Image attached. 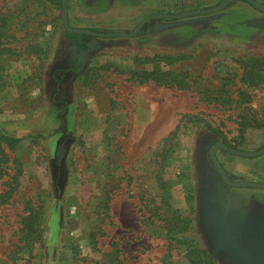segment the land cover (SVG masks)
Segmentation results:
<instances>
[{"label": "rangeland", "instance_id": "374dc122", "mask_svg": "<svg viewBox=\"0 0 264 264\" xmlns=\"http://www.w3.org/2000/svg\"><path fill=\"white\" fill-rule=\"evenodd\" d=\"M226 3L68 0L70 26L101 32L224 6L94 36L77 62L63 7L0 0V133L22 138L0 149L1 264H264V210L210 157L217 141L264 148V11ZM215 154L231 180L264 182V154Z\"/></svg>", "mask_w": 264, "mask_h": 264}, {"label": "water", "instance_id": "95a60500", "mask_svg": "<svg viewBox=\"0 0 264 264\" xmlns=\"http://www.w3.org/2000/svg\"><path fill=\"white\" fill-rule=\"evenodd\" d=\"M232 1H234V0H227L226 4H229ZM247 1L250 2L251 4H253L254 6H256L257 8L264 11V6L261 5L257 0H247ZM62 7H63V9H62L63 23L65 25L66 30L69 32L87 33V34H91L93 36H98V37H134L137 35L138 32H140L142 30V28L145 26V24H147L151 20H167V19L175 20V19H180V18L192 16V15H205V14H210L212 12H215L224 6L219 5V6L211 7L209 9H193V10H188L186 12H182V13H178V14H171V15L151 14V15L147 16L146 18H144L136 26V28L131 32H124V31L96 32V31H93L90 29L72 27V26H70V24L68 22V18H67L68 0H62ZM216 146L222 147L223 149H225L226 151H228L231 154L240 155V156H248V157H256V156H260V155L264 154V148L261 150L255 151V152L242 151V150H238V149L229 147L221 141H217V142H215V144L212 146V148L210 150V157L213 160L215 166L218 168V171L220 172L223 180L227 184H229L231 186H250V187H262V188H264V182H248V181L234 182V181L230 180L225 169H224V167L222 166L221 162L218 160V158L215 154ZM219 243H221L225 247L236 246L237 245V234L232 229H227L219 235Z\"/></svg>", "mask_w": 264, "mask_h": 264}, {"label": "trees", "instance_id": "16d2710c", "mask_svg": "<svg viewBox=\"0 0 264 264\" xmlns=\"http://www.w3.org/2000/svg\"><path fill=\"white\" fill-rule=\"evenodd\" d=\"M51 3H53L55 6H59L62 8V0H49ZM245 1V0H244ZM247 1V0H246ZM253 5V4H252ZM254 6V5H253ZM256 7V6H254ZM257 8V7H256ZM258 9V8H257ZM156 20H152L151 22L147 23L142 30H145L147 29L149 26H151ZM7 22L4 18V15L1 17V22H0V32L4 30V27L6 26ZM91 30L93 31H97V32H101L100 29H96V28H92ZM67 35L69 36V38H71L75 44H76V48H75V52H76V60L77 62L81 60L80 56L82 53L86 52V51H89L91 49V45H90V42H91V38L94 37L93 35L91 34H87V33H75V32H69L67 31ZM258 62L255 61V62H252V66L254 67V65H257ZM156 71L153 70V71H147V72H144V77L145 79H151V78H154V79H158L159 77L156 75ZM250 78H256L257 76L254 74V71H250L248 74H247ZM243 131V130H242ZM22 138H16V137H13V136H10V135H6V134H3V133H0V149L4 150L2 148V142H5L7 144H10V145H15L16 143H18L19 141H21ZM224 144H226L227 146L229 147H232V148H235L234 145H232L231 143H229L228 141L224 140L223 141ZM58 165V164H57ZM58 186V184H57ZM35 218V214L34 212H30V215L28 216V220L31 222L29 224L30 226V230L31 231H28V236L30 237L31 235H33L36 230L32 224L33 220ZM188 223L190 222H180L179 224H174L175 226H171L169 229H168V233L171 234L173 233L174 231H183L184 229H186L188 227ZM189 252V251H188ZM199 252L201 254H204V253H207L205 250H199ZM195 251H191V254H194ZM196 258L198 260H196ZM200 257L199 256H195L194 257H191L190 260H191V263L192 264H199L198 261H200ZM1 264V263H0Z\"/></svg>", "mask_w": 264, "mask_h": 264}, {"label": "crops", "instance_id": "0c3cea01", "mask_svg": "<svg viewBox=\"0 0 264 264\" xmlns=\"http://www.w3.org/2000/svg\"><path fill=\"white\" fill-rule=\"evenodd\" d=\"M255 170L259 172L261 176L264 177V156H262L254 165ZM247 191L245 194H249L251 198L253 197L254 203H257L258 207L264 210V188L262 187H243ZM251 200V201H252ZM250 201V200H249Z\"/></svg>", "mask_w": 264, "mask_h": 264}, {"label": "flooded vegetation", "instance_id": "af4514ba", "mask_svg": "<svg viewBox=\"0 0 264 264\" xmlns=\"http://www.w3.org/2000/svg\"><path fill=\"white\" fill-rule=\"evenodd\" d=\"M146 18V17H145ZM152 21V20H151ZM150 21V22H151ZM157 21V20H156ZM149 23V22H148ZM146 25V24H145ZM143 29V28H142ZM91 30V29H90ZM97 32V31H96ZM215 144V143H214ZM235 155V154H234ZM230 179V178H229ZM231 180V179H230ZM233 181V180H232ZM225 182V181H224ZM234 182H237V181H234ZM255 182H257V181H255ZM226 183V182H225ZM229 185V184H228ZM231 186V185H230ZM233 187H243V186H233ZM245 187H250V186H245Z\"/></svg>", "mask_w": 264, "mask_h": 264}]
</instances>
